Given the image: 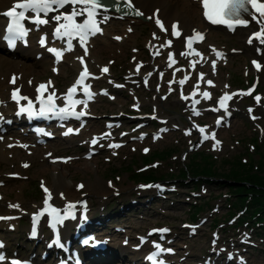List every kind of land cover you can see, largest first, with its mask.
<instances>
[{
    "label": "rangeland",
    "instance_id": "374dc122",
    "mask_svg": "<svg viewBox=\"0 0 264 264\" xmlns=\"http://www.w3.org/2000/svg\"><path fill=\"white\" fill-rule=\"evenodd\" d=\"M151 1L154 2L155 0H151ZM175 1L178 7L183 8L185 7L186 2L188 0H175ZM152 2H150V0H145V4L151 5ZM169 11L173 14L172 10ZM119 24L120 23H114L108 25L106 36L98 39L97 45L93 49V56L91 59L93 63L97 62L99 64L100 63L102 64V60L108 58L109 55V52L98 53L99 51L98 42L101 41L109 42L112 46L113 52L115 53H118V49L122 48L124 40L120 44H118L110 39V36L112 34L122 35L125 33V26L127 23L126 22L121 23L122 25ZM116 26L119 27L118 30L109 32L110 28ZM132 27L134 31L132 34L128 35L127 38L135 36L136 30L138 28L145 27L148 29V31H151L153 29L150 22L143 23L141 21H136V20H134ZM125 47L126 49L122 51V54L120 55V59L118 60L116 59L114 61V66H113L114 73H109L107 78H101V76H98L100 82H104L105 84L104 87H102V91L105 88H107L108 85H110V83L111 84L113 83V84L121 85V89L123 90V93L114 91L112 95L115 99L114 103H109L105 99H100L93 105L92 108L99 115L126 114V115H131L133 117H139V116L146 117V116H153L152 113H148L147 111V106L149 105L154 108L155 107L158 108V113H159L158 116H153L151 118L166 120V123L170 127H177L178 123H183L184 124L183 132L173 129L180 133L172 132L168 134L169 136H167L163 141L158 142L156 145H152V143H150L149 145L144 144V145H148L147 148H151V152L148 156L157 159L154 161L159 162L157 171H161V172L167 171L173 173L172 175H176L183 167V164H187V158L189 159L191 156L212 165L211 171H209L204 175H201V177L224 178L227 180V182L203 183L204 180L200 178H189L188 179L189 181H186L187 187L185 189H192V186L194 185L202 186V189L195 192L197 193L198 197H191L192 200L188 197L189 202L192 203L191 205L194 207L198 206L199 204L206 206V209L204 210L202 209L201 211H199L196 221H193V218L188 217L187 210H189L188 208L189 205L183 206L182 209H173V215H166V217L169 219L170 223L176 226H180L182 225L183 222H189V223L193 222L195 224L201 217L207 216L208 217L207 221L203 224L205 229L212 228L213 225L211 224H213L214 222L219 221L218 225H220L221 223L228 221L227 223L222 224L224 225L223 228L225 230H228L229 232H233L236 235L238 233V230L237 231L234 230L238 228L239 225H237L236 228L234 227L231 228V227L237 224L238 218L242 216V213L236 212L234 210H228L226 209V207L237 208L241 210L240 207L237 206L238 201L241 200L244 197V195H249L253 193V192H248L249 188H252V190L264 191V187H263L264 186V133H260L258 131H255L254 129L257 128L259 123L264 125V109L260 110L258 121L255 123V125H252L248 123L245 114H242L239 108V107L246 108L247 106L243 104H239V102H237L234 106L237 115L236 117L234 116V118L232 119L231 129L218 131L221 136V142L218 143L217 146L220 149H222L221 153L212 154V152L205 147L200 148L199 151L196 152L198 153L197 156L199 157L204 156L207 158L208 156L213 155L215 162L208 161L207 159L197 158L194 155L195 146L197 144H205L207 142H210L211 140L206 139L204 137H200L199 135H196L194 132L192 133L190 132L191 124L189 122L184 123V117L182 115V110H185L184 104H180L179 102L176 101V98H172V97L168 98L166 102L162 103L164 96L160 97L158 92L156 91V89L161 85V77L164 74H166V72H171L172 69L161 68L159 71L158 69H155L153 66V57H151L149 52L146 49H144V47H140L139 48L140 52L139 55H137V58L138 59L141 58V60L145 64L144 70L140 72L138 69H135V65L138 64L131 52V49L134 47L130 44V42L129 45L125 43ZM237 47L239 48L240 46L238 45ZM240 48H241L240 54H235L230 57L229 69L227 70L226 68L221 69V74H220L221 78L218 76L220 82L219 88H223L228 85H230L231 88L244 87L246 85L247 82H245V78H243V82L241 84H235L234 79L242 75L245 66L248 67L247 64L249 61V57L245 53L247 54L250 53L252 49L244 50L243 47ZM166 59L167 58L163 56V60ZM103 63H107V60H105ZM7 70L9 71L10 69ZM148 74L150 75L148 76ZM70 77H71L70 75H68V77L62 76L59 79V82L61 84H64V82H66V80ZM260 77L264 81V75L262 74L260 75ZM146 81L153 83L152 89H149L147 87ZM227 81H229L230 83H228ZM172 85L175 87L177 86L176 84H171V86ZM171 86L169 85L168 87H166L165 95L172 92ZM260 88L262 91L264 90V86H262V84L260 85ZM253 89H254V85L251 84L250 88L247 89L244 93H248V92L252 93ZM147 92H150V94H148V96H145ZM244 98H245L244 102L248 104L254 102V100L256 99V97L251 98L250 95H244ZM213 107H214L213 103H211L210 101L206 102L204 105L199 106V110L201 111V114L198 116H191V118L193 119L203 118L205 124L208 123V120L209 123H214L215 116L214 114L210 113ZM98 121L99 124L97 127L100 128L101 121L100 120ZM125 122H126V127L125 130L122 132V136L125 135L127 140H129V138H132L137 134L138 135L141 133L144 134L145 131H151V129L145 130V128H152L151 126H142V122L139 121L138 119L136 121H134L133 119H126ZM235 125H238L239 128H236ZM134 126L135 128H132ZM92 132H94V129L92 130ZM155 133L156 132H152L151 134H155ZM186 133L189 135H193L194 137H186L189 138V140L186 141L187 139L185 140L183 138L186 135ZM126 138H124V140H126ZM174 146H176V148L179 149V151L175 154V156L170 157L166 161L158 160L157 152L164 151L169 148H173ZM140 147L141 146H139L135 151H131L130 147H127L126 149L123 150V152L120 154V156L117 159H112L110 163H106L104 159L101 160V158L96 157L91 161L82 162L75 166H71L68 168L62 167L61 170L63 172L68 171L69 173H73L71 177L68 178V180L84 177L87 181L84 182L85 185L91 184L94 186L93 181H95V179L98 180L100 178H105V176H103V172L110 170L113 166L120 168V167H127L133 164L134 166L133 171L137 170L136 168L141 165L139 160H142L144 158L143 156H141L139 152ZM189 150H191L192 152L189 153L188 152ZM136 164L139 166H137ZM56 167L57 166L43 165V168L40 170L38 165L36 169H30L28 173H24V175L28 176L26 181L7 180L4 177V175L13 169L10 168L6 171H1L4 168L0 167V180L7 181L6 182L7 188L4 186L0 189V191L5 196L16 195L17 191L22 192L27 196H31L32 194H34L31 192V189L33 188L32 185L36 180V175L43 174L45 170L55 169ZM223 170L226 172L228 171L229 178H226V176L224 175L222 176L219 175V173H222L221 171ZM74 171H80V172L75 174ZM238 172L245 173L247 179L237 178ZM121 175L122 174H119V176ZM254 177H256L260 182H262L261 183L262 185L253 182L252 179ZM94 188L97 189V187L95 186ZM104 189L105 188L101 189V191ZM237 189H243V191L238 192L236 191ZM229 191L231 193H228ZM64 192L66 193V195L72 194L74 192V189L73 187H68L64 189ZM191 192L192 191L187 192L188 196ZM88 193H89V198L95 195L91 192ZM232 204L236 207H233ZM230 211H232L231 214H229ZM112 224H114V222H108L106 225H112ZM197 225L198 228L202 227V224H197ZM240 225L242 226L241 230L246 229L243 231L249 232L250 240L254 244H256V246L259 248L258 250H254L255 254L257 255L255 257L250 256L249 263L247 264H264V227H263L264 224L260 226L263 228L259 229L260 230L259 233H257L256 229H248L246 225L243 224ZM205 229L201 230V232L195 238H193L194 245L196 244V242L199 241V239L202 238L201 235L206 233L207 230ZM23 239L24 237L21 236V238L17 240L21 241Z\"/></svg>",
    "mask_w": 264,
    "mask_h": 264
},
{
    "label": "snow or ice",
    "instance_id": "6c2138e0",
    "mask_svg": "<svg viewBox=\"0 0 264 264\" xmlns=\"http://www.w3.org/2000/svg\"><path fill=\"white\" fill-rule=\"evenodd\" d=\"M204 8V16L213 24H225L229 29L234 30L236 26H245L249 24V20L244 18L245 16H250L252 21H255L260 27L259 31L254 33L253 37L249 39V43L253 42V39L258 40L261 44H264V0H201ZM72 6L70 13H60L52 17L56 21L57 27L54 29V37L56 39L68 38V50L72 49V40H79L80 44L83 46L86 44L90 36L95 35L100 32L101 29L98 26V21L96 20V9L99 7V0H16L11 9L0 13L5 17L9 18V23L6 27V35L3 37L9 44L10 47H15L17 40H23L28 35V30L25 28L23 21L26 19L31 23L35 24L37 27L41 25H46L49 23V13L59 12L60 9H64L66 6ZM78 5L83 7H77ZM251 9L254 11H251ZM128 7L131 8V3L128 4ZM31 13V15H27ZM87 18L82 22H77L78 16L85 15ZM137 15H142V13L137 12ZM107 19V18H105ZM156 24L161 28L162 31H166L162 21L157 18ZM172 35L179 37L180 32L176 25H173ZM155 38V37H154ZM119 39V38H117ZM203 37L200 33H195V35L187 40V47L189 50L192 49V44L196 41H202ZM46 43L45 39L40 40V44L44 46ZM163 46V45H162ZM167 46H171V41L167 42ZM57 60L62 57V52L55 49L49 48ZM215 51V50H213ZM85 53L87 54V49L85 48ZM158 54V53H157ZM189 53H181V55L187 56ZM217 58H221L222 53L215 51ZM196 55H200L196 53ZM172 60V54L169 56ZM81 63L83 64V59L81 58ZM257 70L261 69V64L253 62ZM215 67V62H213V68ZM102 71L107 72V68H104ZM87 66H84L83 71L81 72L79 78L75 82L74 86L68 89L66 96L64 97L65 106L57 107L55 93H51L44 98V92L47 87L51 84L49 82L47 85L41 84L37 88V92L40 95L37 97V102L40 107L38 111L35 109L33 101L27 96H22L19 94V89H15L12 93V99L19 105L21 101H27V106H21L18 112L19 114H27L29 118L33 116L41 117H51L57 116L60 118L76 117L79 119L84 116L86 113L84 111L76 112L75 109L78 105L83 104L84 108H87V101L91 100L94 96V93L90 91L91 85H85L84 81L90 77ZM202 78V77H201ZM187 79V77L185 78ZM16 77L13 76L11 83H15ZM185 81H180L183 85ZM31 83V82H29ZM209 85H212V81L207 82ZM77 87H81L84 96L87 97V100L75 99L77 93ZM195 94V93H194ZM251 93H243L242 95H250ZM205 98H210V94L207 92L202 93ZM232 97L230 94H225L219 101L220 107H226L227 101ZM261 98L256 97V100L259 101ZM194 103H199V101H194ZM251 111V109H250ZM198 114V113H197ZM2 119V117H0ZM201 131H204L201 129ZM73 132V129H68V133ZM66 133V134H68ZM207 138V137H205ZM214 138V134H213ZM97 140L93 139L92 144H96ZM112 147H118V145H111ZM27 165H25L26 167ZM80 187H83L81 185ZM47 194L45 199V208L43 211L34 215L33 221L34 224L38 223L40 217L47 214L51 217V226L55 228L57 225L62 224L65 219L69 217L72 212L74 205H68L65 214L61 215L60 212L52 207L49 204L51 199V193L47 188L44 189ZM10 207H19L18 205H10ZM0 219H8L5 217H0ZM167 231V230H162ZM33 235H35V229L33 230ZM143 242V238H142ZM55 243L59 244L57 239ZM157 251L148 257L153 264H163V261H158L157 257L161 252L165 251L160 248L159 244L155 245ZM167 251H171L168 249ZM2 259V257H0Z\"/></svg>",
    "mask_w": 264,
    "mask_h": 264
},
{
    "label": "bare ground",
    "instance_id": "6f19581e",
    "mask_svg": "<svg viewBox=\"0 0 264 264\" xmlns=\"http://www.w3.org/2000/svg\"><path fill=\"white\" fill-rule=\"evenodd\" d=\"M126 1L131 3L137 10H139L137 12L139 13L142 12L143 14L141 16L143 18L148 19L147 16H149L154 21L152 22L150 20L152 24L156 27L157 32H159L160 34H164V35H167L168 31L172 32L173 25L170 22L176 21V20L171 19L173 17L172 13H166L165 11V7L167 6L166 3L164 5L163 15H161V13L159 14L154 13L152 11L153 9H151V6L144 3L145 0H126ZM5 2H6L5 0H0V6L4 4ZM78 7H80V5ZM196 13H197L196 10L192 12L185 10L183 11V16L180 15L181 17L180 19L182 20L184 25L181 24L179 26L184 35L189 33V32L188 33L186 32L187 29L185 28L188 20L189 19L197 20ZM163 16L166 20L163 18ZM157 18H159L162 21L166 31H162L161 28L157 26L155 22ZM259 27L260 26L256 22H254L251 28L252 29L251 35H254V33L258 32ZM140 32L143 33V30H140ZM179 32H180V29H179ZM234 37L236 41L240 39V36L237 35V33L234 34ZM250 38L251 37L246 34V36L242 37L241 39L245 44H247L248 46L252 48L253 57H256L254 55V50H256V47H257L256 45L260 42L258 40L253 39V42L250 44L248 42ZM174 39H175L174 37L168 38L166 39L165 42L162 43V45L167 46L168 41H171V45H172L174 42ZM98 44H100V42ZM102 47L103 49L99 51H104V52L112 51L111 46H109L107 43H102ZM159 48H160L159 42H155V46L153 48L154 54L159 53ZM180 50H181V53L187 52L183 49H180ZM22 53L25 54L26 52H22ZM181 56L192 64V69L198 68L199 66L198 61H193V59L188 55L187 56L181 55ZM260 59L264 60V54L262 55ZM175 60L176 59L172 54V60H170V62H174ZM262 72H264V70H262ZM258 78H260V76H258ZM261 81L263 80L261 79ZM262 86H264V82H262ZM194 96L195 97H193V99H204L205 98L200 91H196ZM227 104H228V101H227ZM218 109L224 110L226 109V107L221 108L219 105ZM235 126L236 128H239L238 125H235ZM15 171H21V170L16 168ZM53 172H54L53 177L56 179V181L64 177H71V174H72V173L65 172V171L63 172L62 170L58 171L56 169H54ZM78 172L79 171H75V173H78ZM142 173L143 172H136L135 175H140ZM43 174H39L36 176L39 177ZM105 181H109L112 185L118 188V192L122 194L123 200L127 199V197L131 198V202L128 204L129 206L128 211L129 213H134L137 216V218L135 219L136 221L146 223L147 225H150L153 228H164L167 230L160 234L155 233L154 236L159 235L164 240L165 247L180 252L181 253V257H179L180 262H184L186 261V259H189L192 256H196L199 259H205L206 261L209 262V264H240L239 262L235 260L236 255L243 254L246 257H250V256L255 257L257 255L255 254L254 250H258V248L256 247L255 244H253L252 242H249L248 238H243L244 235L240 233L241 231H238L237 233L238 236L233 235L232 238H229L227 241V246L225 247H217V246L205 247L198 252L195 251L192 247H190V246H193L192 244L188 245L187 247H183L182 244L187 242L188 239L190 238L188 235L189 231L185 229L173 228L170 225L168 218L164 215V213L170 212L173 206H176V205L183 206L184 203L188 202V198L186 196L187 190L183 189L180 185H178L175 182L166 184V182H164L160 178H157L156 176L151 175V174H146L144 184H141L142 188L133 190L132 185L129 184V182H126L127 181L126 174H122L121 176L117 177L115 180H112L111 178H100L98 180L95 179V181L93 182H94V186L97 187V189H95L93 185L88 184V186L84 187L82 192L87 191V187L90 190H98L100 188V184L104 183ZM60 185H64V184H60ZM123 186L125 187V189H123ZM49 188L53 190L52 187L49 186ZM129 191H132V192L129 193ZM37 194H38V197L40 198L41 191L38 190ZM136 194H141V195L132 196ZM44 199H46L45 196L40 198L38 201H36L33 204L42 203ZM114 199H115V196L113 195L109 196L107 198V202L114 203ZM1 201H3V198L1 199ZM26 201L27 200L23 198H17L14 202L16 203V205L19 206L17 207L19 210H27L25 206ZM32 205L30 207H32ZM6 208L13 212L12 207L7 206ZM17 212H18V215L16 216V224L19 225L18 226L19 231H24L26 233H29L30 231L33 232L34 228H32L30 224H28V227H27V222L25 220L27 219V216L31 212H27V213L19 212V211ZM105 222H109V219H106ZM222 228H223V225H219L215 229V233L217 234L218 238H220L221 236ZM38 230L39 228L35 229V235L38 234ZM56 230H58L57 227L55 228L52 227L48 229V232L52 234ZM69 237H70V234H69Z\"/></svg>",
    "mask_w": 264,
    "mask_h": 264
},
{
    "label": "trees",
    "instance_id": "16d2710c",
    "mask_svg": "<svg viewBox=\"0 0 264 264\" xmlns=\"http://www.w3.org/2000/svg\"><path fill=\"white\" fill-rule=\"evenodd\" d=\"M117 170L118 169H114L112 167L110 170H107V171L103 172V176L106 177V176L112 175V174L116 173ZM221 172L222 173H219V175H221V176L224 175V176H226V178H229L228 171L226 172V171L223 170ZM75 174H77V173H75ZM183 175L184 174H182L181 176H183ZM237 178H245V179H247L246 176H245V173H243V172H238ZM252 180H253V182L258 183L259 185H262L261 184L262 182H260L256 177H254ZM236 191L241 192V191H243V189H237ZM248 192H253V193H251L249 195H244V197L242 199L244 201L242 203H247V205L249 206L250 209L255 206V208L253 209V213L259 215L258 218H259L260 221H264V212H263L264 211V191L252 190V188H249ZM255 209H256L257 212H254Z\"/></svg>",
    "mask_w": 264,
    "mask_h": 264
}]
</instances>
